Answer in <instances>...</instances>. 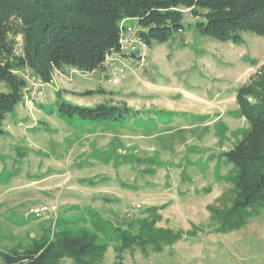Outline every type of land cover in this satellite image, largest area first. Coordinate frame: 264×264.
I'll return each mask as SVG.
<instances>
[{"label": "rangeland", "instance_id": "1", "mask_svg": "<svg viewBox=\"0 0 264 264\" xmlns=\"http://www.w3.org/2000/svg\"><path fill=\"white\" fill-rule=\"evenodd\" d=\"M182 14V26H171L168 38L151 39L141 64L125 62L120 83L109 82L102 68H55L43 102L24 97L7 113L0 136V249L84 225L108 246L103 264H115L114 227L160 206L159 225L185 236L160 252L125 250L123 264H264V206L228 232L214 230L207 209L232 187L234 164L226 153L249 127L236 94L264 63V33L246 30L241 42L223 41L198 29L202 15L190 8ZM21 36L15 45H22ZM100 104L130 111L89 119L60 109ZM44 205L56 209L30 212ZM193 224L202 229L196 235L189 233Z\"/></svg>", "mask_w": 264, "mask_h": 264}, {"label": "trees", "instance_id": "2", "mask_svg": "<svg viewBox=\"0 0 264 264\" xmlns=\"http://www.w3.org/2000/svg\"><path fill=\"white\" fill-rule=\"evenodd\" d=\"M183 8L203 16L198 21L200 31L223 41L241 42V32L246 30L264 33V0H0V136L5 116L27 93L26 70L49 83L55 68L101 69L106 52L118 45L127 18L136 20L150 44L152 38H168L171 26H182ZM19 34L20 55L15 45ZM236 101L249 127L226 153L234 164L232 187L207 205L218 232L241 228L264 206V63L239 87ZM60 109L89 119L114 118L130 111L127 106L108 104ZM161 208L149 207L128 226L114 227L119 239L115 264H123L125 250L145 255L160 252L185 236L181 229L159 225ZM103 223L96 219L94 224L102 229ZM200 230L193 224L189 233ZM97 239L98 232L84 225H66L51 236L44 232L28 246L0 249V264H103L108 246Z\"/></svg>", "mask_w": 264, "mask_h": 264}, {"label": "built area", "instance_id": "3", "mask_svg": "<svg viewBox=\"0 0 264 264\" xmlns=\"http://www.w3.org/2000/svg\"><path fill=\"white\" fill-rule=\"evenodd\" d=\"M149 45L141 30L128 20H125L120 31L118 45L106 52L102 62V71L106 74L108 81L113 84L120 83L126 73L125 62L129 60L135 64H141L144 61L145 52ZM16 53L18 55L22 54L19 44L16 45ZM25 78L28 83L25 99L32 105L43 102L46 82L39 75L28 70L25 72ZM55 209L54 205H44L43 207L32 208L30 212L40 216Z\"/></svg>", "mask_w": 264, "mask_h": 264}]
</instances>
